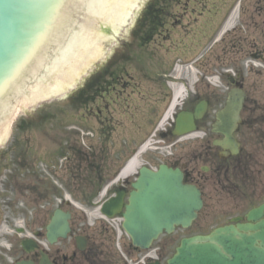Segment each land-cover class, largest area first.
<instances>
[{
	"label": "flooded vegetation",
	"instance_id": "1",
	"mask_svg": "<svg viewBox=\"0 0 264 264\" xmlns=\"http://www.w3.org/2000/svg\"><path fill=\"white\" fill-rule=\"evenodd\" d=\"M255 3L247 19L261 46L250 43L251 57L264 60V0H255ZM232 79L234 82L230 83L228 78V88L238 86L244 91L241 123L233 133L236 152L215 142L223 135L211 130L212 98L203 95L200 99L208 106L202 119L195 122L194 136L175 137L170 124L160 134L163 144L154 146L156 150L152 156L138 161L130 174L122 172L139 140L126 149L122 141L109 139L107 136L112 130H108L104 119L98 128L100 138H90L89 134L83 137L75 130L56 128L48 122L53 119L48 116L50 112H40L39 138H34L35 135L28 138L26 133L13 139L3 154L0 152L5 159L0 165V264L14 262L10 258L15 243L21 247L23 238L33 239L37 250L27 253L21 249L22 254L17 258L29 259L35 264L40 263L43 256L49 264H119V258L112 257L115 250H111V245L113 247L115 243L111 236L108 240L104 234L103 229L108 228L106 217L99 212L100 218L90 223L76 207L86 211L121 193L119 217L122 218L141 166L155 170L163 163L179 169L183 182L197 187L203 201L197 217L187 228L177 226L172 234L164 235L176 244L166 255L156 249L154 259L159 264L167 263L183 239L206 235L225 224L252 223L247 219V213L264 205V94L252 90V86L244 88L237 76ZM200 99L197 94H192L179 109L193 111ZM26 122L20 119L19 128L23 132ZM86 131L90 133L92 129ZM31 141L35 143L31 144ZM155 157L159 158L157 164L153 160ZM27 203L35 206L30 216L21 207ZM56 210L69 214V230L64 237L56 236L51 241L46 227ZM260 219H264V211ZM17 223L20 226L13 228ZM31 226H37V229L28 233L26 228ZM112 232L110 228L111 235ZM118 247L122 253L120 238ZM124 250L128 255L136 253L135 264H148L153 259L141 256L130 239ZM121 264L126 262L121 261Z\"/></svg>",
	"mask_w": 264,
	"mask_h": 264
},
{
	"label": "water",
	"instance_id": "2",
	"mask_svg": "<svg viewBox=\"0 0 264 264\" xmlns=\"http://www.w3.org/2000/svg\"><path fill=\"white\" fill-rule=\"evenodd\" d=\"M153 2L0 0L1 154L13 140L11 128L20 119L81 96L100 70L126 54ZM242 102V90L232 88L225 105L215 113L212 130L223 134L215 142L224 149L234 151L232 133L241 121ZM205 109L206 103L201 101L194 112L177 113L173 134L194 130V120ZM134 187L122 227L141 249H147L163 231L171 232L176 224L188 226L202 206L199 190L182 182L179 169L163 164L155 171L142 167ZM121 203L118 193L101 211L112 217ZM263 209L261 205L247 214L252 224L224 225L207 235L183 239L167 264H264ZM66 218L68 214L59 210L54 213L47 226L49 240L65 236L69 229ZM22 245L27 251L34 247L29 240ZM15 264L34 263L21 260Z\"/></svg>",
	"mask_w": 264,
	"mask_h": 264
},
{
	"label": "rangeland",
	"instance_id": "3",
	"mask_svg": "<svg viewBox=\"0 0 264 264\" xmlns=\"http://www.w3.org/2000/svg\"><path fill=\"white\" fill-rule=\"evenodd\" d=\"M255 4V0H154L126 54L113 58L112 65L100 70L95 82L87 84L81 96L32 113L24 119V132L19 128L20 122L13 126V139L26 133L28 138H39V113L50 112L48 116L53 119L48 122L56 128L75 130L83 137L88 134L86 129L91 128L90 138H100L98 128L104 119L108 130H112L107 137L122 141L128 149L135 140L161 141V130H155L171 98L168 96L173 84H183L186 91L190 89L185 97H211L210 117L224 103L228 89L225 75L237 76L244 88L252 86V90L264 94V60L252 58L250 50L251 42L261 46L247 19ZM232 14L233 26L221 33ZM145 33L149 37L143 39ZM83 97L90 101L84 103ZM171 121L167 120L163 127ZM153 151H147L140 160L152 156ZM153 160L157 164L159 158ZM4 162L0 155V165ZM21 207L28 216L35 211L29 203ZM85 214L90 223L98 217L93 207L87 208ZM110 223L118 225V219ZM18 226L17 223L13 228ZM110 228L108 225L103 229L104 234L108 240L111 236L114 243ZM26 229L31 233L37 226ZM127 242L129 238L124 233L120 238L122 253L111 245V250H115L112 257L119 258V264L136 255L126 253ZM175 244L161 236L151 248L153 254L158 248L166 255ZM12 253L13 261L21 256V247L15 243Z\"/></svg>",
	"mask_w": 264,
	"mask_h": 264
},
{
	"label": "bare ground",
	"instance_id": "4",
	"mask_svg": "<svg viewBox=\"0 0 264 264\" xmlns=\"http://www.w3.org/2000/svg\"><path fill=\"white\" fill-rule=\"evenodd\" d=\"M234 16L235 14H232L229 19L227 20L226 24L223 26V30H228L229 28H231L233 26V20H234ZM178 70V68H176ZM180 71V69L178 70ZM172 89H173V96H172V102L170 104V106L165 110L164 114L162 115V119L160 120L159 123V128H161L163 126V124L169 120L172 119L173 117V112L176 108V106L178 105V103L180 102V99L183 98L184 96V88L181 85H171ZM193 135V134H192ZM191 136V135H190ZM194 136V135H193ZM153 142L152 140H149V142L143 147V150L148 149L149 145H151ZM143 152V151H142ZM140 154V153H139ZM139 154L136 155V157H134L129 164L127 165L126 168H124L123 170V174H130L133 172L134 168L137 165L138 162V157ZM138 158V159H137ZM137 159V160H136Z\"/></svg>",
	"mask_w": 264,
	"mask_h": 264
}]
</instances>
